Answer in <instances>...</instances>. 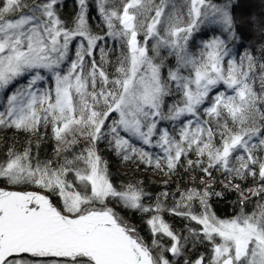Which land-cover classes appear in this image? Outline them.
I'll return each instance as SVG.
<instances>
[{"label": "snow or ice", "instance_id": "1", "mask_svg": "<svg viewBox=\"0 0 264 264\" xmlns=\"http://www.w3.org/2000/svg\"><path fill=\"white\" fill-rule=\"evenodd\" d=\"M78 4L75 18L66 23L58 15V0H0V91L31 74L27 85L6 96L0 126L33 134L50 126L57 157L71 154L81 140L85 144L62 163L41 161L30 147L9 149L0 160V181L13 186L0 187V264H172L165 253L182 254L181 241L187 237L177 235L162 218L165 209L159 198L155 206L145 205L142 189L132 184L118 189L109 179L107 162L96 147L108 135L126 161L137 159L173 172L184 158L189 168L199 167L204 174L202 190H186L167 209L202 226L190 228V235L202 233V240L212 244L210 257L201 255L185 264H264V55L257 60L245 51L237 60L228 47L229 40L244 39L238 29L252 26L264 36V13L238 21L233 0H182L179 6L175 0H120L118 6L98 0L105 35L122 49L113 74L104 68L105 36L89 25L88 0ZM209 25L218 26L221 35L204 41L198 54L190 53L193 34ZM225 34L227 39L222 38ZM77 39L72 59L70 45ZM150 40L155 41L151 49ZM161 47L170 49L177 62L166 78L163 59L156 62ZM96 49L99 63L93 56ZM260 50L264 53V44ZM86 58H91L87 65ZM66 61L64 72L61 65ZM185 69L189 75L183 74ZM41 70L52 74L54 89L33 90L45 79ZM173 84L182 99L165 114L164 97ZM218 85L232 94L220 91L210 97ZM205 101L210 103L203 108L208 119L200 112ZM116 114L118 119H112ZM187 115L194 120L183 123L178 137L157 127L158 121ZM132 137L144 145L155 143L163 155L136 147ZM190 152L197 159H187ZM213 171L239 192L242 206L249 197L232 182L258 180L255 188L247 189L260 198L255 209L247 213L242 207L232 218H218L208 203L210 197L222 195L208 183L214 180ZM30 185L42 191L26 190ZM109 198L150 214L152 235L169 237L170 247L163 248L158 239L146 243L107 206ZM197 200L199 214L192 211Z\"/></svg>", "mask_w": 264, "mask_h": 264}, {"label": "trees", "instance_id": "2", "mask_svg": "<svg viewBox=\"0 0 264 264\" xmlns=\"http://www.w3.org/2000/svg\"><path fill=\"white\" fill-rule=\"evenodd\" d=\"M113 1V5H119L120 0H110ZM30 2V0H29ZM158 3L159 0H156ZM177 6L182 3V0H175ZM214 2H222V0H214ZM235 6L234 15L237 20L246 19L248 17L259 18L262 13H264V0H233ZM89 5L88 10V22L90 27L94 32L99 35L105 36V41L101 42V46L104 47L105 52L107 53V63L104 64V68L109 73H115V68L117 65V60L121 55V46L120 43L114 41L111 37L106 39V25L104 24L98 6ZM58 15L61 20L68 23L72 21L76 14L79 11V8H76L70 0H61L58 1L57 5ZM186 11V9H185ZM215 29V30H213ZM243 34V40H229L228 47L232 50V56L236 57L239 60V57L244 54L245 51H250L252 54L260 60V57L264 55L261 52V45L264 44V36L260 34L252 26L247 28L238 29V35ZM221 31L218 26L209 25L202 26L200 31L195 32L192 38L188 42V50L190 53L198 54L202 43L204 41L210 40L214 36H220ZM222 38L227 39V34ZM109 40V41H108ZM79 43V39L75 40L70 45V57L75 59V46ZM96 61H100V51L96 49L93 54ZM91 58H86V65L89 63ZM163 59L164 67L162 68V77H167L168 69H175L177 66L176 58L174 55H170V49L166 47H161L160 57L156 58L157 63ZM227 59V58H226ZM62 69H68V61L62 64ZM41 74L45 75V71L41 70ZM184 75H189L187 69L183 70ZM29 74L26 77H22L13 82L12 85L16 84H25L29 78ZM259 72L257 71V77ZM45 81L38 82L36 85L38 91H45L52 89L53 77L49 73L46 75ZM259 88V81L255 85ZM220 91H227L228 94H232L230 89H226L224 85H218L212 92L209 93L210 97H214ZM182 95L175 88V85L170 87V95L164 97V108L163 111L165 114L168 112V108L172 105L180 102ZM210 106L209 101H205V104L200 107V112L202 119H208L207 116H203V108ZM112 119H115L113 116ZM185 118H180L178 120H171L173 124L168 129L172 131V135L178 137L181 127H183L182 122ZM187 119H193L191 115H188ZM170 121V120H169ZM107 123L111 124V120ZM168 125V122H167ZM213 126H215L213 124ZM12 129V130H11ZM107 131V130H105ZM174 132V133H173ZM112 137L107 136L106 139L100 140L96 147L98 153L101 155L104 161L107 162L109 179L112 181L114 186L118 189L125 188L127 185L132 184L144 191L147 195L144 198L145 205L155 206L157 199L159 198L160 202L164 206V211L160 213L162 218L167 222L172 230L181 237H187V241L182 240L184 245L182 249V254L180 256H173L170 252H166L165 255L172 261V264H185V261H194L201 255L206 258L209 257L210 251L212 249V244H210L206 239L202 240V233L199 237H193L189 233V229L199 230V225L195 221H190L189 219L175 215L167 209H170L174 206V202L180 199V194L184 193L188 189L197 188L202 190L203 185L201 184V177L204 175L199 167L189 168L186 164L184 158L181 159L180 164L173 172H169L165 167L163 170L156 169L154 166L146 165L140 162L137 159L124 160L122 156L117 154L114 144H110ZM218 139V137H217ZM138 148H144L146 151L151 152L154 156L163 155V152L157 146H148L144 145L141 142H132ZM84 141L81 140V143L76 145L72 150L71 154L63 153L61 156L57 157L55 153L56 141L51 135V127L44 129L42 128L39 133H28L22 130H17L15 128L9 127H0V158H6L9 152V149L14 151H22L25 148L30 147L34 157H38L41 161L53 160L57 163H62L65 156L71 159L72 155L78 154L80 149L84 147ZM187 159L195 160L197 159L194 153H189ZM122 168V169H121ZM155 176L161 177L160 179H155ZM214 180L208 181L212 184V190L215 192H221V196H212L210 197L208 203L211 206V211L220 219H229L241 212L243 210L247 213H251L260 199L259 197L251 196L247 189L255 188L258 184V180L254 181L249 177L246 181L235 180L232 183H239L241 190L244 192V195L249 197V199L242 206L240 204V195L239 192L232 190V185L229 184L228 179L221 176L218 171H213ZM205 179H207L205 177ZM223 181V183H221ZM224 184H229L228 189L224 188ZM11 186V185H6ZM23 187V186H21ZM28 188H35V186H28ZM162 193H167V196H162ZM58 202V201H57ZM107 205H111L114 208V211L121 215L127 223L134 226L137 233L144 239L146 243L151 245L153 239H158L160 245L163 248L170 247V238L166 236H156L154 237L150 231V226L147 224L150 214L142 213L139 211L131 210L125 208L121 203L116 202L111 198V201L108 200ZM192 211L195 214H199L202 211V207L199 205V201H193ZM155 254V253H154ZM23 258L31 259L29 254H23Z\"/></svg>", "mask_w": 264, "mask_h": 264}, {"label": "rangeland", "instance_id": "3", "mask_svg": "<svg viewBox=\"0 0 264 264\" xmlns=\"http://www.w3.org/2000/svg\"><path fill=\"white\" fill-rule=\"evenodd\" d=\"M58 1H61V0H58ZM70 1H72L73 2V4H75V6H76V8H79V4H78V0H70ZM110 4H111V6H117V5H113L114 3H113V1H110ZM88 5H91V6H95V7H97L98 6V0H88ZM213 38V37H212ZM211 38V39H212ZM109 41V40H108ZM155 43V41L154 40H150L149 41V48L151 49V46L153 45ZM150 55H155L154 53H152L151 51H150V53H149ZM157 62V61H156ZM61 69H62V65H61ZM45 71V70H44ZM62 71H64V72H66V70H63L62 69ZM28 73H26L23 77H26V75H27ZM49 73L47 72V71H45V75H43V76H45L46 77V75H48ZM30 76H29V78L27 79V81H26V83L25 84H22V83H20V84H16L15 86L14 85H9V87L7 88V89H5V90H2V91H0V111H4V108H5V105H6V96L7 95H10L13 91H15L16 90V88H18V87H22V86H25V85H27V83H28V81L30 80V78H31V74H29ZM42 75V74H41ZM53 77V76H52ZM20 78H22V77H19V78H17V79H20ZM42 81H44L46 84H47V81H45V80H42ZM38 82H40V81H38ZM38 82L36 83V85L38 84ZM36 85L34 86V89L33 90H37V88H36ZM52 89H54V87H55V80H54V77H53V82H52ZM188 116V115H187ZM187 116H182V117H180V118H185V119H183V121L182 122H185L186 123V121L188 120H186V118H187ZM114 117H115V119H118V114H116V115H114ZM179 118V119H180ZM167 122H168V125H167ZM173 124V121H169V120H162V121H158V124H157V127H158V129H160L161 131L162 130H164V129H167L168 131H169V133L172 135V131H170L169 129H168V127H169V125L171 126ZM1 127V126H0ZM180 132V131H179ZM174 133V132H173ZM121 136H125L126 138L128 137V135L129 134H127V133H124L123 131H121ZM179 135V134H178ZM158 138V136L157 137H154L153 139H154V141H155V139H157ZM131 140H132V142H141V143H143L142 141H140V140H138V139H136L135 137H132L131 138ZM148 146H156L155 145V143H153V145H148ZM158 147V146H157ZM159 148V147H158ZM2 159H4V158H0V160H2ZM122 169V168H121ZM155 179H160L161 180V177H159V176H155L154 177ZM69 179H71V177H69ZM0 187H5V186H0ZM7 187H9V188H11V187H13V186H7ZM22 188V187H21ZM35 189H37V190H39V191H42L41 189H38V188H36L35 187ZM45 194H47V193H45ZM109 201H111V198H109ZM107 202L108 201H106L105 203L107 204ZM97 207H100V205L99 204H97L96 205ZM108 207H111V208H113L111 205H107ZM114 209V208H113ZM119 215V214H118ZM120 217H122L121 215H119ZM123 218V217H122ZM123 220H125L124 218H123ZM126 221V220H125ZM202 227V226H201ZM217 240H219V238H217ZM212 246V245H211ZM211 254H212V249H211V251H210V255H209V257L211 256Z\"/></svg>", "mask_w": 264, "mask_h": 264}, {"label": "flooded vegetation", "instance_id": "4", "mask_svg": "<svg viewBox=\"0 0 264 264\" xmlns=\"http://www.w3.org/2000/svg\"><path fill=\"white\" fill-rule=\"evenodd\" d=\"M0 186H6V182L5 181H0Z\"/></svg>", "mask_w": 264, "mask_h": 264}, {"label": "bare ground", "instance_id": "5", "mask_svg": "<svg viewBox=\"0 0 264 264\" xmlns=\"http://www.w3.org/2000/svg\"><path fill=\"white\" fill-rule=\"evenodd\" d=\"M91 8H92V6H90ZM106 39H108V37L106 36ZM67 71V70H66ZM199 227H201V226H199ZM209 242V241H208ZM210 243V242H209ZM211 244V243H210Z\"/></svg>", "mask_w": 264, "mask_h": 264}, {"label": "water", "instance_id": "6", "mask_svg": "<svg viewBox=\"0 0 264 264\" xmlns=\"http://www.w3.org/2000/svg\"><path fill=\"white\" fill-rule=\"evenodd\" d=\"M35 190V189H34ZM35 191H37V190H35Z\"/></svg>", "mask_w": 264, "mask_h": 264}]
</instances>
